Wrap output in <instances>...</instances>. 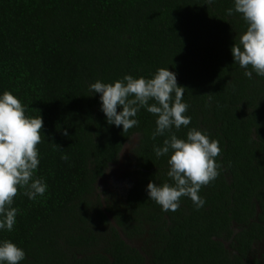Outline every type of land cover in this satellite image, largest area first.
I'll use <instances>...</instances> for the list:
<instances>
[{
    "label": "trees",
    "instance_id": "16d2710c",
    "mask_svg": "<svg viewBox=\"0 0 264 264\" xmlns=\"http://www.w3.org/2000/svg\"><path fill=\"white\" fill-rule=\"evenodd\" d=\"M205 4L0 0V92L43 118L35 176L48 189L36 200L18 189L14 230L0 233L24 249L23 264H264V77L249 79L233 62L246 28L227 13L233 0ZM167 67L191 117L173 132L195 127L221 148L200 209L182 197L164 212L147 198L150 180L171 182L167 157L153 152L165 138H152L155 117L141 109L139 125L122 131L106 122L99 94L89 96L96 80ZM118 166L121 187L98 189Z\"/></svg>",
    "mask_w": 264,
    "mask_h": 264
},
{
    "label": "clouds",
    "instance_id": "9594fccd",
    "mask_svg": "<svg viewBox=\"0 0 264 264\" xmlns=\"http://www.w3.org/2000/svg\"><path fill=\"white\" fill-rule=\"evenodd\" d=\"M214 2L206 0L205 5ZM233 5L227 9L228 15L239 13L246 24L230 48L233 62L245 69L249 79L253 73L264 77V0H233ZM88 91L89 96L99 94L106 122L122 127V131L139 125L136 117L141 109L155 117L152 138H165L162 145H153V152L157 158L167 157L166 176L171 182L150 180L145 187L147 198L164 212L176 211L182 197L202 208L206 201L199 195L200 189L219 175L216 158L221 148L217 140L195 127L188 128L184 138L173 132V128L178 131L191 123V117L185 115L189 108L183 99L185 87L178 85L176 73L167 67L156 69L148 78L124 75L111 83L96 80L88 85ZM42 128V116L26 115L25 105L16 96L7 90L0 92V233L14 230L18 189H23L22 195L29 200L43 196L48 189L44 178L35 176ZM61 159L67 161L68 156ZM25 260L23 248L0 238V264H23Z\"/></svg>",
    "mask_w": 264,
    "mask_h": 264
},
{
    "label": "rangeland",
    "instance_id": "374dc122",
    "mask_svg": "<svg viewBox=\"0 0 264 264\" xmlns=\"http://www.w3.org/2000/svg\"><path fill=\"white\" fill-rule=\"evenodd\" d=\"M116 168H117L116 170L115 168L110 170L107 173L108 175L105 178L100 179L97 182L98 189L110 190L115 187L114 185H115L116 180H117L116 185L121 187V183L118 182V181H121V178H119L118 176L121 174L122 169L119 166ZM137 244L141 246L140 243H137Z\"/></svg>",
    "mask_w": 264,
    "mask_h": 264
},
{
    "label": "flooded vegetation",
    "instance_id": "af4514ba",
    "mask_svg": "<svg viewBox=\"0 0 264 264\" xmlns=\"http://www.w3.org/2000/svg\"><path fill=\"white\" fill-rule=\"evenodd\" d=\"M132 246H133V247H135V248H138V249H140V245H138L137 243H135V244H132Z\"/></svg>",
    "mask_w": 264,
    "mask_h": 264
}]
</instances>
